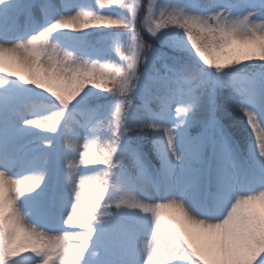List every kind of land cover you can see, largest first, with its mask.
Masks as SVG:
<instances>
[{
	"label": "snow or ice",
	"instance_id": "1",
	"mask_svg": "<svg viewBox=\"0 0 264 264\" xmlns=\"http://www.w3.org/2000/svg\"><path fill=\"white\" fill-rule=\"evenodd\" d=\"M0 88V264H264V0H0Z\"/></svg>",
	"mask_w": 264,
	"mask_h": 264
},
{
	"label": "rangeland",
	"instance_id": "2",
	"mask_svg": "<svg viewBox=\"0 0 264 264\" xmlns=\"http://www.w3.org/2000/svg\"><path fill=\"white\" fill-rule=\"evenodd\" d=\"M143 2L145 3V6H146L147 0H143ZM157 2H158V0H157ZM187 2H188V0H186V2L183 3V4H186ZM112 6H115V5H112ZM111 12L112 11H109V13H111ZM100 27H106V26H100ZM98 31H100V29H90V30H88V33L90 35H92V34H95ZM70 34L76 35V36L83 35V33H70ZM142 34L145 35L146 39H149L153 43V47H155V48H167L169 53H174V52L179 51L180 54L186 56V53L183 52L182 50L169 48L167 44L162 45L160 43L159 39L150 37V36L147 35V33H142ZM158 35L164 36L165 38H167L169 41H171L173 43H175L177 41H182V40L185 39L182 30H178V29H175V28H170L166 32H162V33H160ZM5 67L7 69V71L4 73L5 75H7L9 72H12V73H15L16 77H19V76H22V75L23 76H27V72L24 71L11 58H6L5 59ZM5 88L12 94H17V95L22 94L26 99H28L30 101H33L37 105V107L40 109L39 111L34 113L35 115H43L45 113L53 111L52 105L56 104V102L47 93H44L41 90L32 88L31 86H26V85L20 84L19 82H15V83L9 82V84L6 85ZM4 90H5L4 88H0V92H3ZM92 91L96 92L97 90L93 89ZM85 92H87V89H85ZM83 95L84 94L82 93L81 97H83ZM81 97H78L77 99H80ZM87 99L89 101H94V102H97V103H110L111 100H112L111 96H109L107 93H102V92L99 95H97V96H89ZM73 104H75V101L73 102ZM57 107H58V105H57ZM177 107H179V105H177ZM71 108H72V105L69 106V109H71ZM175 118H176L175 109H173V119H175ZM45 138L53 139V147L56 148L57 167H56L55 173L51 174L49 176V179L52 181L53 184H55L56 180L59 178V175H60V167H59V164H60V159H59V147H60V145H59V133H57L56 136L53 137L52 134L48 133L46 130H43V129H39V130L31 129V130L28 131V134L25 137V139H27L28 141L31 142V145L33 147H36L38 149L42 147L41 144H40L41 139H45ZM80 143L82 145L83 141H81ZM246 148H247V144H246L245 150H246ZM44 151H48V149H44ZM152 159H154V157ZM81 171L83 173L87 174V172L89 170L82 169ZM20 206L23 208V206H24L23 200L21 201ZM256 207L257 208H261L262 206L258 203L256 205ZM169 211H170V214L177 215V213H175L174 211H172V210H169ZM28 220H29L30 223L33 222L31 217H28ZM37 226H39V225H37Z\"/></svg>",
	"mask_w": 264,
	"mask_h": 264
},
{
	"label": "trees",
	"instance_id": "3",
	"mask_svg": "<svg viewBox=\"0 0 264 264\" xmlns=\"http://www.w3.org/2000/svg\"><path fill=\"white\" fill-rule=\"evenodd\" d=\"M185 2H186V0H181V3H185ZM113 7H117V6H112V5H105L104 6V8H113ZM103 11L105 13H109V11H113V10L104 9ZM107 32H108L107 29H103V30L96 32L95 34H92L91 37L93 39H95L96 37H98L102 34H106ZM70 35H72V34H70ZM72 36H76V35H72ZM104 46H106V44ZM241 67H243V66H241ZM233 121H234V129H235V133H236L234 138L238 140L240 147L242 149H245L246 144L248 143V139H249L247 126L244 124L243 120L240 118L238 113L234 114ZM134 139H138V137H134Z\"/></svg>",
	"mask_w": 264,
	"mask_h": 264
}]
</instances>
